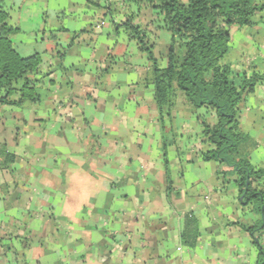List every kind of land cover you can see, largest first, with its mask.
Wrapping results in <instances>:
<instances>
[{"label": "crops", "instance_id": "obj_1", "mask_svg": "<svg viewBox=\"0 0 264 264\" xmlns=\"http://www.w3.org/2000/svg\"><path fill=\"white\" fill-rule=\"evenodd\" d=\"M0 5L21 56L42 60L41 101L0 104V151L14 160L0 152V264H257L244 227L260 217L202 157L214 114L178 94L162 130L148 57L119 27L134 16L165 67L163 17L129 0ZM224 63L264 76V11L233 31ZM240 115L243 151L263 167L264 82Z\"/></svg>", "mask_w": 264, "mask_h": 264}, {"label": "trees", "instance_id": "obj_2", "mask_svg": "<svg viewBox=\"0 0 264 264\" xmlns=\"http://www.w3.org/2000/svg\"><path fill=\"white\" fill-rule=\"evenodd\" d=\"M128 1V0H126ZM140 7L158 12L162 28L172 38L167 64L162 67L154 53L147 29L128 17L119 27L150 64L148 82L154 88V100L162 130L165 118L178 94L195 109H206L215 116V123L202 121V140L209 146L202 154L205 162L218 164L217 174L233 179L240 204L260 217L253 227H244L258 250L257 264H264V166L256 167L243 151L249 136L241 127L240 105L264 82V76L236 75L224 63L231 49L235 29L254 24L264 11V2L256 0H129ZM20 32L10 24V15L0 5V104L24 106L41 101L36 75L41 57H23L15 48L12 37ZM77 35L73 37L76 39ZM59 53L58 55H60ZM61 56V55H60ZM164 145L166 142L164 141ZM7 161L13 157L2 147ZM5 161V163L7 162ZM9 165V164H8Z\"/></svg>", "mask_w": 264, "mask_h": 264}, {"label": "rangeland", "instance_id": "obj_3", "mask_svg": "<svg viewBox=\"0 0 264 264\" xmlns=\"http://www.w3.org/2000/svg\"><path fill=\"white\" fill-rule=\"evenodd\" d=\"M159 58H160V57H159ZM161 59H162V58H160V62H161Z\"/></svg>", "mask_w": 264, "mask_h": 264}]
</instances>
